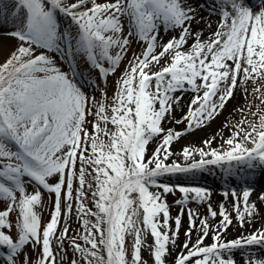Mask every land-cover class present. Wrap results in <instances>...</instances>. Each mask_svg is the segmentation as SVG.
Returning a JSON list of instances; mask_svg holds the SVG:
<instances>
[{"label":"snow or ice","instance_id":"obj_1","mask_svg":"<svg viewBox=\"0 0 264 264\" xmlns=\"http://www.w3.org/2000/svg\"><path fill=\"white\" fill-rule=\"evenodd\" d=\"M185 5L186 0H0V38L15 41L0 60V250L5 253L0 264H17L32 246L40 249L38 264H60L53 245L63 252L65 239L83 264H146L145 248L153 264H167L169 245L177 246L185 212L189 228L174 264H236L234 250L264 245V230L223 239L233 223L223 204L217 212L208 203L210 216L221 217L216 226L187 208L192 202L207 203L209 189L160 180L207 172L209 167L233 178L264 167V111L259 106L253 113L258 120H241L218 148L211 147V137L202 148L184 147L183 164L167 162L174 155L171 144L215 118L238 84L247 94L251 81V94L264 104V0H257L259 11L245 0H215L212 14L220 20L204 41L191 30L195 9ZM161 27L179 29L180 35L161 44ZM189 37L193 43L185 50ZM133 40L144 45L143 51L129 60L111 101L106 91L97 100L89 92L100 85L85 76L79 59L89 75L95 72L106 84ZM164 57L168 60L161 65ZM186 88L194 95L188 112L176 122L186 120L187 128L165 130L163 121L182 99L175 94ZM156 137L160 142L146 158ZM28 184L55 197L46 225L36 211L42 192L29 193ZM177 191L180 212L173 217L166 197ZM252 191L245 187L240 195L234 188L223 193L233 197L241 227L257 213L250 202ZM89 194L93 208L86 203ZM259 198L264 200V193ZM74 201L83 231L69 237L68 226L59 229L62 216L72 214ZM210 232L213 242L205 245ZM21 264H30V259Z\"/></svg>","mask_w":264,"mask_h":264},{"label":"rangeland","instance_id":"obj_2","mask_svg":"<svg viewBox=\"0 0 264 264\" xmlns=\"http://www.w3.org/2000/svg\"><path fill=\"white\" fill-rule=\"evenodd\" d=\"M191 1L193 3H195L201 9H204V10L207 9L208 10V8H210L212 10V7H208L206 5V3L202 2L201 0L200 1L191 0ZM252 1H253V3H255V5L259 9V6L257 5V0H252ZM98 2H106V0H98ZM123 22H124V31H125V33H127V31L129 30L128 22H127L126 19ZM160 35L161 34H160V30H159V38H158L159 40H160ZM166 40L167 39H164L160 43L161 44H166L167 43ZM14 44H15V41H11V40H8V39L0 38V60H3L4 57L7 56V54L14 47ZM143 48H144V45L141 42L133 40L132 44H131V47H130V49H129L124 61L119 66V69L117 70L115 75L108 77V80H107L106 84L101 83V81L99 80V78H98V76H97V74L95 72H92L91 75H89V73L87 71V64L85 63L83 58H80L79 59V66H80L81 70H84L85 76L91 82H94V83H97V84L100 85V87H98L95 90L89 92V94L90 95H94L97 100H100L102 98V95H101L102 92L106 91L107 96L109 97V102H110L111 98H112V96L114 94V91L117 88L116 81L118 80V78L120 77L122 72L124 71V69H125L126 65L128 64L129 60L134 55L140 54L143 51ZM159 51H161V48L158 47L157 48V52H159ZM167 60H168V58L164 57L160 61V64L161 65L165 64L167 62ZM57 62L59 64V66L62 67L63 70L67 71L66 63H64L63 61H60L59 58H57ZM247 88H248V93L244 94L242 87H240V90H239L240 99H239V101H241V105L240 104L237 105V108H236L235 112H233L230 115L229 119H227V121L223 124L224 126L221 129L219 128L217 134L216 135L214 134V135H210V136H205L204 138L202 137L200 140H198L197 145L194 146L193 148H190V149H199V148L204 147L203 141H205V140H207V139H209L211 137H215V140H213L212 145H211V147L214 148V143H215L216 139L219 138L222 135H225L226 138H229V136L232 134V132L235 131V126L238 125L241 120H244L245 118L248 121H256V120H258V115L254 116L253 113L257 112V106H259V108L262 111H264V104L261 103V100L259 98H257L256 96H253L251 94L252 93V88H253V85H252L251 81L248 83ZM85 91H88V89H85ZM184 92L187 93L188 91L185 89ZM177 93H181V92H177ZM89 119H91V117H89ZM181 119L182 118H180L178 121H180ZM187 123L188 122L186 120L181 122V123H177L176 122V124L171 126L169 129H172V130H174L176 132H184L186 130V128H187ZM162 127H163V124H162ZM89 129L91 130V126L90 125H89ZM187 132H189V131H187ZM187 132H186V134H187ZM186 134H184L182 136H185ZM159 142H160V138L156 137L149 143V145L147 146L146 158H147V156H151L152 155L153 151L155 150V148L157 147V144ZM196 159H199L198 155L196 156ZM173 161H176V162H179V163H182V164L184 163L183 157L180 160H178V159H176V160H168L167 162L168 163H172ZM190 162L191 161H189V163ZM194 173H199V175H198L199 178L200 177L201 178H205L206 177V178L210 179V178H214L216 175H219L220 177H222L223 182L231 181V186L224 187L221 190V198L223 200L222 204H225L226 207L225 206L224 207L227 209V211L229 213H231V218H232L233 223H236V221H238L237 217H236V213L233 211L234 199H232V201H231V205L232 206L228 207L227 206V204H229L228 203L229 202L228 198H230L232 196L229 195L227 198H225V196L223 195L224 191L235 188L234 187V184H235L234 182H236L235 179H241V178H243L245 176H248V175L257 177L260 180L264 181V167H257L252 172H246L243 175H237V176H235L233 178H229L226 174H222L221 170L216 168V167H209L207 172H194ZM191 174L192 173L166 175V176L161 177L160 180L163 183L172 184V185L183 184V185H191V186H200V187H204V188H206L208 186L207 184L200 183L199 182L200 180H199L198 176H196V175L192 176L190 178V180H191L190 182H184L182 180L183 178H187ZM166 178L171 179V182H168L166 180ZM52 182H54V181H52ZM204 183H206V182L204 181ZM26 190L29 193H34L37 190H40L42 192V203H41V205H39L36 208V211L41 216V224H42V226L46 225L50 221V216H51V214L53 212L54 201H55L54 195L51 194V193H48L46 190L38 188V186H36L34 184H28L26 186ZM180 198H182V196H181V194L178 191L173 193V194H169L166 197L167 203L169 204V206L170 207H176V208L180 207V206H178L176 204V201L178 199H180ZM87 202H88V200L86 201V203ZM241 204H242V201H241ZM220 205L221 204L214 203V204H211V207L214 210H217V212H219ZM3 207H4V204L0 203V208H3ZM76 207H77V204L74 201L73 202V212H72V214L70 216H62V218H61V223H60V229L59 230H62L64 226H68L69 227V233H68L69 237L76 236L77 234H80L83 231V229L81 228L80 222L78 221L77 215H76V211H75ZM204 210H205L206 216L208 218H210V219H213L210 216V214H209L208 204L205 206ZM260 211L262 213L264 212V203L260 206ZM201 217H204V216H201ZM218 217H220V216L217 215V217L215 219H217ZM262 218H264V213H263V217ZM12 219H13V221L16 220V214H13ZM233 223H232V225H234ZM173 227H174V225H173ZM182 229L184 230V232H185V230H187V229H185L184 225L181 226L180 231ZM12 232H13V235H15L16 232H17V229L14 228L12 230ZM233 239H236V238H233ZM233 239H231V240H233ZM127 240H128L129 252H131V243H132L133 237L129 236L127 238ZM152 241H153V238L151 237V235L150 234L147 235V243L151 244ZM80 242L82 243V241H80ZM253 246L260 247L261 245H253ZM53 247H54V251L57 252V259L60 262V264H71V262L73 260H77L78 264H83V261H81L79 259V255L71 247L70 242H69L68 239L64 240V250L65 251L60 252L58 249L55 248V244L53 245ZM250 247H252V246H250ZM169 248H170L171 254L167 256L166 262H167V264H174V261H175L174 259L175 258L173 257L172 250H171V248H173V246L169 245ZM247 248H249V247H247ZM244 249H246V248L239 249V251L244 250ZM235 251H238V250H234V252ZM39 254H40V249L38 247H34V246L27 247V248L24 249L23 256L20 258V260L17 261V264H21V260H25V259H30V264H38ZM4 255H5L4 251L0 250V257H2ZM142 255H143V259L146 262V264H153L152 255H151L150 249H147V248L142 249Z\"/></svg>","mask_w":264,"mask_h":264},{"label":"bare ground","instance_id":"obj_3","mask_svg":"<svg viewBox=\"0 0 264 264\" xmlns=\"http://www.w3.org/2000/svg\"><path fill=\"white\" fill-rule=\"evenodd\" d=\"M200 1V0H198ZM202 2L206 3L208 7H212V9L215 6V0H201ZM246 4L253 7L254 11H259L258 7L253 3L252 0H245ZM205 5V4H204ZM186 7H191L195 9V15H196V21L192 22L191 30L192 33H201L200 39L201 41L207 40L213 32L217 29V22L220 20V16L217 14H212V10L210 8L207 9H201L199 8L195 3H193L191 0H186ZM198 21V22H197ZM160 42L164 39H167L168 42L173 37H179L180 30L175 29L172 31L166 30L164 27L160 28ZM193 43V38L189 37L188 39V45L185 46V50H187L188 47H190ZM188 91L187 93H177L176 96H182V99L180 100L178 105H173V110L170 117H167L165 121H163V128L165 130H168L171 126L176 124V121H178L180 118L184 117L185 114L188 112V105L190 101L193 98V93L190 89L186 88ZM240 86L238 84V87L235 89L233 97L228 100L226 105L224 106L223 110L219 112L218 115L215 116V118L211 119L210 121L206 122V124L202 127L195 128L194 130H190L187 132L185 136H181L177 140H175L170 147V150L174 155L169 160H180L183 156L181 155V151L184 147L193 148L197 145L198 140H200L202 137L210 136V135H216L219 128L221 129L224 125V123L229 119L230 115L235 112L237 105H241L240 95H239ZM227 138L225 135L220 136L216 139L214 143V148H218L222 143L223 140H226ZM198 176L199 173H192L187 178H183L182 180L184 182H190V178L192 176ZM205 177V176H204ZM199 178V176H198ZM168 182H171V179L166 178ZM199 182L203 184H207L208 186L206 189H209L211 191L210 200L205 204H197V203H189L187 205V208L192 209L193 211L200 214L199 216H204L207 218L209 224L211 225H219L221 217H218L217 219H210L205 214V206L210 204H222V198H221V190L224 187L231 186V181H225L223 182L222 177L219 175H216L214 178H199ZM204 181L206 183H204ZM236 182H234V189H236V192L238 195L241 194L242 189L245 187L251 188L252 195L250 197V202L255 203L257 205V213L252 216L251 218L246 217V221L244 223V226L241 227L240 223L236 221V223H233L230 228H228L227 232L222 237L225 240H231L233 238H238L241 235H247L252 232H255L256 230H264V218L263 213L260 211V206L264 203V200H261L259 197L262 193H264V181L260 180L257 177L248 175L241 179H235ZM232 197L228 198L229 204L227 206H232L231 201ZM225 207L226 205L223 204ZM171 215L175 217L180 212V207H170ZM196 224L199 226L200 221L197 220ZM184 225L185 229L188 230L189 228V219L187 212H185L182 220V226ZM185 230V231H187ZM184 233V234H183ZM198 235V228L193 230L191 242L194 244L196 242ZM185 232L182 229L179 233V238L176 242L175 247L171 248L172 255L176 259V255L178 252L181 251L182 245L185 242ZM213 242L212 239V233L210 232L207 239H205L204 244L210 245ZM191 247V244L189 245ZM233 257L236 261V264H245L246 260L251 259H261L264 260V245H261L260 247L252 246L249 248H246L241 251H235L233 252ZM174 259V260H175Z\"/></svg>","mask_w":264,"mask_h":264},{"label":"trees","instance_id":"obj_4","mask_svg":"<svg viewBox=\"0 0 264 264\" xmlns=\"http://www.w3.org/2000/svg\"><path fill=\"white\" fill-rule=\"evenodd\" d=\"M87 205L89 208H93L92 202H91V196L89 194Z\"/></svg>","mask_w":264,"mask_h":264}]
</instances>
